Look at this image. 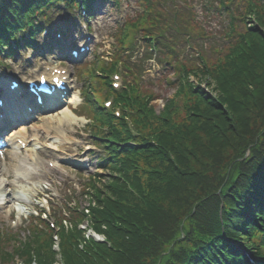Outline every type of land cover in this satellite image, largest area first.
<instances>
[{
	"label": "trees",
	"instance_id": "16d2710c",
	"mask_svg": "<svg viewBox=\"0 0 264 264\" xmlns=\"http://www.w3.org/2000/svg\"><path fill=\"white\" fill-rule=\"evenodd\" d=\"M219 1L230 13L233 42L221 50L222 58L202 60L196 69L173 61L177 89L159 113L149 105L152 96L136 85L111 86L120 60L97 63L90 78L106 86L120 109L117 117L83 92L105 181L89 185L86 207L59 213L57 232L40 219L43 226H32L24 241L12 239L11 250L0 235V261L55 264L59 254L62 264H249L243 248L264 250V0ZM80 3L91 16L90 0H0V56L14 57L12 42L20 46V37L32 48L50 10L78 9ZM145 14L155 19L144 28L127 24L121 48H133L141 30L159 58L177 56L160 40V13L150 6ZM176 96L187 121L171 120ZM84 220L105 241L86 238L78 227Z\"/></svg>",
	"mask_w": 264,
	"mask_h": 264
},
{
	"label": "rangeland",
	"instance_id": "374dc122",
	"mask_svg": "<svg viewBox=\"0 0 264 264\" xmlns=\"http://www.w3.org/2000/svg\"><path fill=\"white\" fill-rule=\"evenodd\" d=\"M150 6L155 13L161 12L162 15V26L157 27H164L165 31L160 40L170 45L176 44L177 56L172 59L187 65L189 69L198 68L202 65V60L207 64L216 62L223 56L221 50L234 40L231 33L227 35L232 21L229 11L220 7L219 0H93L94 14L87 22L86 18L74 15L69 9L49 15L50 29L64 33L61 41L64 39L68 44L78 45L80 42L85 43L88 38L90 50L80 60L69 63L63 60L68 58L66 50H49V43L58 38L52 34L49 37H44V34L36 36L37 50L21 47L14 58L0 57V81L2 79L4 85L5 82L8 83V76L17 77L23 82L58 64L67 70L68 84V95L62 100L56 99L59 102L57 109L52 106L45 109L36 107L27 117L24 116L26 113L23 108L18 113L10 112L15 113V124L11 126L12 132L9 133H13L11 139L13 142L15 139H23L29 146L18 151L17 158L11 156L12 143L0 148L1 187L5 183L0 197V235L4 237L2 246L7 250H11L16 244L12 239L24 240L32 226L40 223L35 215L41 209H45L51 223L54 221L53 214L59 208L63 209L68 202L71 203L69 205L77 202L81 207L85 206L87 198L83 191L92 182L99 185L98 180L102 183L105 181L103 177L108 173L107 170L98 168L96 159L101 152L91 143L88 133L92 126L89 125L88 117L70 120L64 114L69 106L73 111H81L92 118V112L88 108L90 103L85 101L83 104L82 99L86 90L89 91L87 95L92 90L102 93L101 83L95 79L90 81V76L96 74L97 63L103 60L109 62L110 58L120 60L119 77L116 79L112 75V80L119 87L124 83L134 84L139 93L151 95L150 105L155 113L160 112L165 103L173 98L177 89L178 72L172 66L173 60L164 62L163 56L155 57L154 50L150 52L147 49L141 32L137 34L136 43L129 52L121 48L120 31L123 30L124 33L127 24H142L144 28L149 25V18L155 19L153 15L145 14ZM218 7L219 9H215ZM180 16L182 20H179ZM174 17V24L182 28L180 33L170 23ZM82 23L89 29L85 30ZM150 24L153 22L150 21ZM237 24L241 26L240 22ZM188 33L192 35L188 36ZM83 35L86 38L81 39ZM189 77L191 81H196L193 75ZM199 84L210 91L204 81ZM100 94L90 95V100L102 103L105 97ZM174 100L178 106L171 120L187 121L180 106L181 98L176 96ZM80 105L82 106L79 107ZM7 109L9 111L11 107L8 106ZM31 156L40 163L34 164L26 182L17 180L16 168L20 159L27 158L31 161ZM42 216L46 218L44 214ZM254 256L252 255L255 259ZM16 261H0V264H18Z\"/></svg>",
	"mask_w": 264,
	"mask_h": 264
},
{
	"label": "bare ground",
	"instance_id": "6f19581e",
	"mask_svg": "<svg viewBox=\"0 0 264 264\" xmlns=\"http://www.w3.org/2000/svg\"><path fill=\"white\" fill-rule=\"evenodd\" d=\"M13 91H9L6 92L4 94V98L8 100L7 96L8 94L12 93ZM12 95V94H11ZM12 100V99H11ZM65 116L68 117V119L73 120V119H78L79 117L71 110V108L69 106H67L65 112H64ZM59 119H62L61 117H59ZM17 154H18V147H16L14 144L11 145V156L13 158H17ZM34 165L28 161H26L25 158L20 159V164L17 166L18 168H16V172L19 178H24L26 177V175L30 174V171L32 169ZM3 184V182H0V186ZM1 196V194H0Z\"/></svg>",
	"mask_w": 264,
	"mask_h": 264
}]
</instances>
